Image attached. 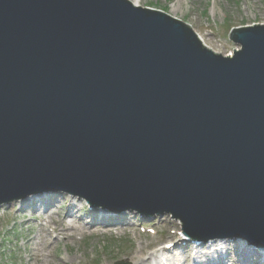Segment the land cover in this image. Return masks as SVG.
<instances>
[{"label": "water", "instance_id": "obj_1", "mask_svg": "<svg viewBox=\"0 0 264 264\" xmlns=\"http://www.w3.org/2000/svg\"><path fill=\"white\" fill-rule=\"evenodd\" d=\"M235 41L129 0H0V207L66 192L264 246V26Z\"/></svg>", "mask_w": 264, "mask_h": 264}, {"label": "rangeland", "instance_id": "obj_2", "mask_svg": "<svg viewBox=\"0 0 264 264\" xmlns=\"http://www.w3.org/2000/svg\"><path fill=\"white\" fill-rule=\"evenodd\" d=\"M129 1L137 2L138 6L142 8L162 11L181 20L186 25H190L204 39L207 46L222 54H229L238 48L230 40V34L234 29L264 24V0ZM53 196L51 195V197ZM52 200L49 212L54 213V223H57L62 229L68 225H74L75 231L70 234L75 237L68 240L58 238L57 235L62 229L57 225L50 224L49 219L44 215L46 213V210L43 211L45 206L40 203L36 204L39 211L31 207L27 210L28 212L22 211L20 214H16L18 206L12 208L16 203L6 206L0 209V264H115L116 262L134 264L131 258L138 255L140 248H142L140 251L142 255H146L150 248L160 240L159 235L154 238L150 234H146V231L140 230V227L147 229L150 223L154 224L158 221L154 226H157L156 230L161 232L159 234L164 235L167 228L170 236L174 228L182 225L169 214L154 219L139 217L137 214L127 211L113 214L120 215L118 219H123V222L119 224L120 227L108 228L107 225L106 228L110 229V233H106L105 229L96 227L102 223L91 222L96 217L89 214L85 200L78 198L81 210L75 211L73 216L75 221L83 222L86 227L84 234L81 235L79 224L70 223L69 217L71 216L65 217V213L69 211L67 198L62 200L63 204L59 203L61 201L59 196ZM104 214L106 213L100 215L104 216ZM61 219H65V222ZM88 222L91 224L88 225ZM111 225L118 226L115 222ZM99 231L103 232L99 233ZM238 246L242 247L243 245L239 243ZM178 251L183 250L179 249ZM247 251L251 254L253 263L256 264L257 261L262 260L259 258L258 252L251 249H247ZM160 255L155 253L154 258ZM167 259L168 257L160 260L161 264H164ZM186 259L189 260L187 257ZM230 262L227 260L225 264H230Z\"/></svg>", "mask_w": 264, "mask_h": 264}, {"label": "bare ground", "instance_id": "obj_3", "mask_svg": "<svg viewBox=\"0 0 264 264\" xmlns=\"http://www.w3.org/2000/svg\"><path fill=\"white\" fill-rule=\"evenodd\" d=\"M134 4L135 5H138L137 4V2H134ZM202 40H204L203 38H202ZM209 47V46H208ZM209 48H211V47H209ZM214 52L216 51L214 48L212 49ZM56 196H59L60 198H61V201L59 202V203H61V204H63L62 203V200L64 199V198H67V200H68V202H69V204H68V209H69V211L68 212H66L65 213V217L66 216H71V217H69L70 218V220H69V222L70 223H77V224H79V230H80V234L82 235V234H84V232H85V230H86V227L84 226V223L83 222H81V221H75L74 220V216H73V214H74V212L75 211H77L78 209L79 210H81V204H80V200H77L76 198H72V197H68V196H65V195H62V194H57V195H54L53 197H51V196H45V195H43V194H41V195H39V196H37V197H35L34 199H32L31 200V198L30 199H24V200H21V201H18L17 203H16V205H13V207L12 208H15L16 206H18V211H17V213L16 214H20L22 211H26V212H28L27 210L28 209H30L31 207L32 208H36V211H39V210H37V206L38 205H36L37 203L39 204H41V205H44L45 206V209H43V211H45L46 210V213H44V215H46L47 216V218L49 219V222H50V224H53V225H57L59 228L61 227V226H59L57 223H54V219L55 218H53V214L54 213H52L51 214V212H49V209H50V207L52 206V202H53V200L52 199H55L56 198ZM13 204H15V203H13ZM43 206V207H44ZM109 213V212H108ZM126 214V213H125ZM105 216H101L100 218H102V219H100L98 216L96 217V218H94V219H92L91 220V222L92 223H95V224H100L101 222H104L105 221V218L107 217H109V216H107L108 214H104ZM120 216V215H119ZM118 216V217H119ZM118 217L117 218H115V219H113V220H116L115 221V224L116 225H118V226H115V225H111V224H113V220H110V221H108V224H110V225H108V228H114V227H120V225L119 224H121L122 222H123V219H118ZM71 218H73V219H71ZM91 218V217H90ZM126 219V218H125ZM65 220V219H64ZM64 220H62L61 219V221H63V222H65ZM61 221H60V223H61ZM126 221L128 222V219H126ZM129 223V222H128ZM88 225H90L91 223H87ZM95 226V225H94ZM96 227H98V228H102V229H105V231H106V233H110V229H108V228H106L107 226H102V225H100V226H96ZM60 229H62V228H60ZM75 231V226L74 225H68L67 227H64L62 230H60V235L58 234L57 235V237L58 238H62V240H68V239H72V238H74L75 236L74 235H71L70 234V232H74ZM103 231H99V233H102ZM61 234H64V235H61ZM28 241H30V238H28ZM183 241V240H182ZM245 241H243L242 242V244L241 245H244L245 243H244ZM28 244V243H27ZM239 244V243H238ZM238 244H236L237 246H238ZM180 245V244H179ZM217 245H219V244H217ZM184 247H183V249H187L188 251L190 250L191 251V245H188V244H184L183 245ZM212 247V246H211ZM201 248H202V250H204V251H196V253H195V256H194V258H193V260L194 261H192L191 263L193 264V263H197L196 262V260L197 259H200V261H202V262H200L199 264H203L204 262L203 261H205V260H207L208 258H210V255H211V251L213 252V256H215V255H218V254H221V255H224V254H229V252H234V253H236V255L234 256V257H232L231 258V262H230V264H243V263H247V264H255V263H253L252 261H251V256H250V254H246V253H244V252H241V253H238V249L235 247V249H234V247L233 246H231V245H225V247H218V248H215V250L213 251V249L212 250H210V247H208L207 245H205V244H203L202 246H201ZM140 251H142V248H140V250H139V252H138V255L137 256H133L132 258H131V261L134 263V264H161V262H160V257H157V258H154V254H147L146 256L145 255H142V253L140 252ZM160 253H163V252H161V251H159ZM141 254V256L139 257V255ZM171 254H173L172 252H165V254H163L164 256H167V255H171ZM145 256V257H144ZM169 258V257H168ZM181 258L182 259H180V258H178V255L177 254H174V256L170 259V262H168L167 264H187V262H188V260L185 258V256L184 255H181ZM192 259V258H191ZM219 261H221V262H223L222 260H224L223 258H220L219 259V257L217 258ZM60 260H62V261H65L64 259H60ZM214 260H213V264H214ZM122 264H130V263H122ZM204 264H209V262H207V263H204ZM256 264H259V263H256Z\"/></svg>", "mask_w": 264, "mask_h": 264}]
</instances>
